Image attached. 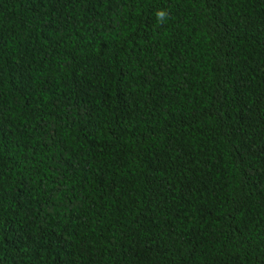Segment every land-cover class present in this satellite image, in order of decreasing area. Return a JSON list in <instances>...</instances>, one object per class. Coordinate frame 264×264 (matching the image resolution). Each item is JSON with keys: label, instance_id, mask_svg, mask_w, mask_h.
<instances>
[{"label": "trees", "instance_id": "1", "mask_svg": "<svg viewBox=\"0 0 264 264\" xmlns=\"http://www.w3.org/2000/svg\"><path fill=\"white\" fill-rule=\"evenodd\" d=\"M0 264H264V0H0Z\"/></svg>", "mask_w": 264, "mask_h": 264}, {"label": "clouds", "instance_id": "2", "mask_svg": "<svg viewBox=\"0 0 264 264\" xmlns=\"http://www.w3.org/2000/svg\"><path fill=\"white\" fill-rule=\"evenodd\" d=\"M164 16H165V13H164L163 11H158V12H157V17H158V19H163Z\"/></svg>", "mask_w": 264, "mask_h": 264}]
</instances>
